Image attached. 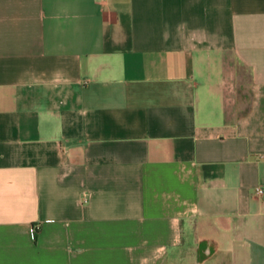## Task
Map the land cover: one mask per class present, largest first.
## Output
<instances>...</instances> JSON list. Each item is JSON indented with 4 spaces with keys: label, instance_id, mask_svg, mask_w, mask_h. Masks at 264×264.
<instances>
[{
    "label": "crops",
    "instance_id": "1",
    "mask_svg": "<svg viewBox=\"0 0 264 264\" xmlns=\"http://www.w3.org/2000/svg\"><path fill=\"white\" fill-rule=\"evenodd\" d=\"M0 264H264V0H0Z\"/></svg>",
    "mask_w": 264,
    "mask_h": 264
},
{
    "label": "built area",
    "instance_id": "2",
    "mask_svg": "<svg viewBox=\"0 0 264 264\" xmlns=\"http://www.w3.org/2000/svg\"><path fill=\"white\" fill-rule=\"evenodd\" d=\"M256 191H257V193H262V191H263V189H262V187H258V188H256Z\"/></svg>",
    "mask_w": 264,
    "mask_h": 264
}]
</instances>
